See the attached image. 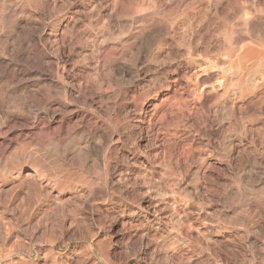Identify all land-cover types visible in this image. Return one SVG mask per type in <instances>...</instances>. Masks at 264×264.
<instances>
[{
    "label": "rangeland",
    "instance_id": "obj_1",
    "mask_svg": "<svg viewBox=\"0 0 264 264\" xmlns=\"http://www.w3.org/2000/svg\"><path fill=\"white\" fill-rule=\"evenodd\" d=\"M0 11V264H264V0Z\"/></svg>",
    "mask_w": 264,
    "mask_h": 264
},
{
    "label": "bare ground",
    "instance_id": "obj_2",
    "mask_svg": "<svg viewBox=\"0 0 264 264\" xmlns=\"http://www.w3.org/2000/svg\"><path fill=\"white\" fill-rule=\"evenodd\" d=\"M116 2H117V1H116ZM244 3H245V2H244ZM243 5H244V4H243ZM95 6H96V5H95ZM149 9H150V8H149ZM174 9H175V8H174ZM247 9H248V8H247ZM92 10H93V9H92ZM92 10H91V11H92ZM164 10H165V9H164ZM0 12H1V11H0ZM73 12H74V11H73ZM5 13H6V11H5ZM85 14H86V13H85ZM96 14H97V13H96ZM204 15H205V14H204ZM253 15H254V14H253ZM226 16H227V15H225V19H226ZM168 17H169V16H168ZM168 17H167V18H168ZM171 17H173V16H171ZM196 17H197V16H196ZM250 17H251V16H250ZM12 18H13V17H12ZM223 18H224V17H223ZM240 18H241V17H240ZM252 18H253V17H252ZM9 19H10V18H9ZM149 19H150V18H149ZM165 19H166V18H165ZM170 19H171V18H170ZM225 19H224V20H225ZM228 19H229V18H228ZM258 19H259V18H258ZM2 20H3V19H2ZM69 20H70V19H69ZM217 21H218V20H217ZM226 21H227V19H226ZM228 21H229V20H228ZM255 21H256V20H255ZM210 22H211V21H210ZM249 23H250V22H249ZM72 24H73V23H72ZM245 24H246V23H245ZM2 26H3V25H2ZM212 26H213V25H212ZM230 26H231V25H230ZM245 26H246V25H245ZM228 28H229V25H228ZM244 28H245V27H244ZM16 29H17V28H16ZM73 29H75V28H73ZM147 29H148V28H147ZM71 30H72V28H70V30H68V31L70 32ZM149 30H150V29H149ZM8 31H9V30H8ZM184 31H185V30H184ZM227 31H229V34H230V31H231V30H230V29H229V30L227 29ZM69 32H68V34L70 35ZM207 32H208V30H207ZM231 32H232V31H231ZM234 32H235V31H234ZM243 32H244V31H243ZM73 33H74V32H73ZM78 33H80V32H78ZM167 34H168V33H167ZM73 35H74V34H73ZM231 35H232V34H231ZM236 35H237V34H236ZM241 35H242V34H241ZM241 35L238 36V38L236 39V41L238 40L237 42H238L239 44L242 43V42H245V41H243V38H244V37L241 36ZM261 35H262V34H261ZM80 36H81V35H80ZM227 36H228V34H227ZM246 37H247V36H246ZM85 38H86V37H85ZM71 39H73V38L71 37ZM89 39H90V38H89ZM232 39H233V38H231V40H232ZM246 39H247V38H246ZM73 41H74V40H73ZM236 41H235V42H236ZM261 41H262V40H261ZM34 42H35V41H34ZM249 42H250V41H249ZM73 43H74V42H73ZM79 43H80V42H79ZM79 43H78V44H79ZM27 44H28V41H27ZM244 44H245V43H243L242 45H244ZM255 44H257V43H255ZM261 44H262V43H261ZM230 45H231V44H230ZM29 46H30V45H29ZM235 46H236V45H235ZM237 46L239 47V45H237ZM27 47H28V46H27ZM27 47H26V48H27ZM100 47H101V46H100ZM189 47H190V46H189ZM243 47H244V46H242V48H243ZM263 47H264V46H263ZM97 49H98V48H97ZM232 49H233V48H232ZM93 50H94V49H93ZM99 50H100V49H99ZM188 50H190V52H192L191 47L188 48ZM244 50H246V49L244 48ZM251 50H252V49H251ZM28 51H29V50H28ZM95 51H97V50H95ZM224 51H225V50H224ZM226 51H227V50H226ZM229 51H231V53L233 52L232 50H228L227 53L224 54V56H225V58H226L228 61L231 62V60H232V55H233V54H230ZM238 51H239V50H238ZM240 51H241V50H240ZM253 51H254V49H253ZM26 52H27V51H26ZM29 52L33 53L32 51H29ZM235 52H236V49H235ZM255 52H256V51H255ZM40 53H41V52H40ZM101 53H102V52H101ZM115 53H116V52H115ZM223 53H224V52H223ZM244 53H245V52H244ZM246 53H247V52H246ZM44 54H45V53H44ZM98 54H99V53H98ZM193 54H194V52H193ZM193 54H192V56H193ZM257 54H259V53H257ZM261 54H262V52H261ZM29 55H30V53H29ZM38 55H39V54H38ZM188 55H190V54H188ZM262 55H264V54H262ZM31 56H32V55H31ZM190 56H191V55H190ZM190 56H189V57H190ZM233 56H234V55H233ZM28 57H29V56H28ZM33 57H34V56H33ZM36 57H37V56H36ZM110 57H111V56H110ZM241 57H242V54L240 55V59H241ZM243 57H245L244 54H243ZM243 57H242V59H243ZM191 58H192V57H191ZM97 59H98V58H97ZM104 59H105V58H104ZM189 59H190V58H189ZM250 59H251V58H250ZM32 60H33V58H32ZM48 60H49V59H48ZM194 60H195V58H194ZM243 60H245V59H243ZM98 61H99V60H98ZM190 61H192V59H191ZM241 61H242V60H241ZM0 62H1V61H0ZM43 62H44V61H43ZM47 62L49 63V61H47ZM47 62H46V63H47ZM194 62H195V61H194ZM0 64H1V63H0ZM39 64H40V63H39ZM246 64H247V63H246ZM246 64H244V65H246ZM254 65H255V64H254ZM46 67H47V66H46ZM49 67H50V66H49ZM242 67H243V66H242ZM47 68H48V67H47ZM47 68H46V69H47ZM96 68H97V67H96ZM44 69H45V68H44ZM242 70H243V71H241V73L244 72V69H242ZM250 70H252V69H250ZM241 73H240V74H241ZM242 74H243V73H242ZM247 74H248V73H247ZM243 77H244V75H243ZM241 78H242V76H241L239 79H241ZM244 78H245V77H244ZM43 79H44V78H43ZM242 79H243V78H242ZM232 81H233V80H232ZM240 81H241V80H239L238 83L236 82L235 85L237 84L236 86H238L239 83H240ZM242 81H243V80H242ZM243 82H244V81H243ZM241 83H242V82H241ZM241 83H240V84H241ZM19 84H20V83H19ZM235 85H234V86H235ZM16 86H17V85H16ZM256 87H257V86H256ZM258 87H259V85H258ZM10 94H11V93H10ZM10 94H8V96H9ZM12 94H14V93H12ZM6 95H7V94H6ZM11 97H13V96H11ZM16 97H17V96H16ZM17 98H18V97H17ZM14 99H15V98H14ZM15 108H16V107H15ZM37 149H38V148H37ZM81 149H82V148H81ZM74 151H75V150H74ZM56 152H57V151H56ZM82 152H83V151H82ZM26 153H27V152H26ZM35 153H36V152H35ZM38 153H39V152H38ZM74 153H75V152H74ZM40 156H41V155H40ZM33 160H34V159H33ZM52 163H53V162H52ZM262 197H263V196H262ZM258 210H259V209H258Z\"/></svg>",
    "mask_w": 264,
    "mask_h": 264
}]
</instances>
